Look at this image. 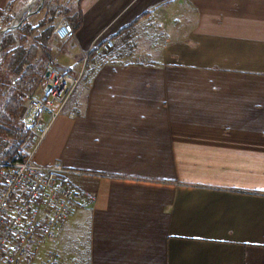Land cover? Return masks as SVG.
Wrapping results in <instances>:
<instances>
[{"label":"crops","instance_id":"1","mask_svg":"<svg viewBox=\"0 0 264 264\" xmlns=\"http://www.w3.org/2000/svg\"><path fill=\"white\" fill-rule=\"evenodd\" d=\"M61 2L75 41L53 55L92 52L29 152L96 197L37 264H264V0Z\"/></svg>","mask_w":264,"mask_h":264},{"label":"built area","instance_id":"2","mask_svg":"<svg viewBox=\"0 0 264 264\" xmlns=\"http://www.w3.org/2000/svg\"><path fill=\"white\" fill-rule=\"evenodd\" d=\"M54 6L61 9V4ZM53 35L60 42L75 37L66 17L54 25ZM112 46V40L106 39L100 43V50L107 52ZM83 67L84 64L78 68L49 66L42 93L26 95L19 120L35 145L63 112L82 77ZM47 84L49 88L45 90ZM0 167V264H37L44 241L56 237L73 208L94 200L95 196L87 189H74L66 183L61 177L64 169L60 163H34L32 152H27L23 159L0 161ZM60 262L57 253L48 251L42 264Z\"/></svg>","mask_w":264,"mask_h":264},{"label":"trees","instance_id":"3","mask_svg":"<svg viewBox=\"0 0 264 264\" xmlns=\"http://www.w3.org/2000/svg\"><path fill=\"white\" fill-rule=\"evenodd\" d=\"M61 11V9L59 8ZM57 11V10H56ZM54 9L46 10L41 20H26L1 40L0 56V161L23 159L32 145L29 131L19 120L28 93L43 90L48 81L46 71L52 60ZM92 48L89 50L88 58ZM86 59V67L87 61ZM1 170V167H0Z\"/></svg>","mask_w":264,"mask_h":264},{"label":"rangeland","instance_id":"4","mask_svg":"<svg viewBox=\"0 0 264 264\" xmlns=\"http://www.w3.org/2000/svg\"><path fill=\"white\" fill-rule=\"evenodd\" d=\"M29 0H21V2L19 3V6H18V8L13 12V14H12V17H10V21H9V23L13 20V18H14V16L15 15H17L18 14V12L23 8V6L28 2ZM62 0H33L32 1V4H30L29 5V10H26L22 15H21V20L19 19L18 20V26L23 22V20H26V21H28V22H30V23H32V24H36V23H38L40 20H41V18L44 16V13H45V11L46 10H49V9H54L55 11L57 10L58 11V13L56 14V16H55V21H54V23L56 24L57 23V21L61 18V17H68L67 15V9H66V7L64 6V4L61 2ZM57 4H61V11L59 10V7H57V6H54V5H57ZM56 11V12H57ZM8 23V24H9ZM7 26V25H6ZM17 26V27H18ZM16 27V28H17ZM16 28H12L11 30H9V31H12V32H14L15 31V29ZM1 30H2V28L0 29V32H1ZM5 33H3V34H0V40H2V37H3V35H4ZM55 37V36H54ZM71 41H75V37L71 40ZM0 44H1V41H0ZM62 44V43H61ZM52 51H54V47H53V45L51 46V52ZM1 54H2V49L0 50V56H1ZM54 54V52H52V60H51V63H50V66H61V67H63V66H66V67H73V66H71V65H68L67 63H65V62H62V61H60L59 60V56L58 55H53ZM84 56H87L86 57V59L88 58V54H87V52H84L83 53V55H82V57H81V60H79L78 61V58H76L75 60L76 61H71V63H75V64H77V62H78V65H79V67L80 66H82L83 64H84V67H83V74H84V72H85V70H86V60L84 61ZM84 62V63H83ZM76 68V67H75ZM46 72H48V71H46ZM83 74H82V77H83ZM82 77H81V79H82ZM81 79H80V81H79V85L81 84ZM78 85V86H79ZM78 86H76V87H78ZM77 89V88H76ZM42 93V90L41 89H38L37 91H36V94L37 95H40ZM67 104V103H66ZM65 104V105H66ZM65 108V107H64ZM33 145H35V141L32 143V145L27 149V151L29 152V151H31V149H32V147H33ZM93 193V192H92ZM94 194V193H93ZM94 196H95V194H94ZM96 197V196H95ZM49 240H46V241H44V243H43V247H46V246H49ZM42 250H43V248H42ZM40 251V254H39V260L37 259V261L40 263V261H41V254H42V252L43 251ZM61 257V256H60ZM59 264H61V262L59 263Z\"/></svg>","mask_w":264,"mask_h":264},{"label":"water","instance_id":"5","mask_svg":"<svg viewBox=\"0 0 264 264\" xmlns=\"http://www.w3.org/2000/svg\"><path fill=\"white\" fill-rule=\"evenodd\" d=\"M32 4V0H29L24 6L23 8L18 12L17 15L14 16L13 20L5 27L2 28L0 34L6 33L9 30H11L12 28H16L18 26V20L19 17H21V15L26 11L29 10V5ZM1 41V40H0ZM1 44H0V50H1ZM46 76H48V72H46ZM49 88V84L46 85L45 90H47Z\"/></svg>","mask_w":264,"mask_h":264},{"label":"bare ground","instance_id":"6","mask_svg":"<svg viewBox=\"0 0 264 264\" xmlns=\"http://www.w3.org/2000/svg\"><path fill=\"white\" fill-rule=\"evenodd\" d=\"M32 1H33V0H32ZM20 18H21V17H20ZM20 18H19V19H20ZM20 20H21V19H20Z\"/></svg>","mask_w":264,"mask_h":264}]
</instances>
